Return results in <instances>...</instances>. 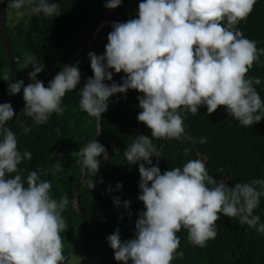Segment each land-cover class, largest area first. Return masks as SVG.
<instances>
[{"label": "clouds", "instance_id": "9594fccd", "mask_svg": "<svg viewBox=\"0 0 264 264\" xmlns=\"http://www.w3.org/2000/svg\"><path fill=\"white\" fill-rule=\"evenodd\" d=\"M256 2L141 0L137 16L126 22L111 20L113 28L102 54L88 52L94 75L79 88L81 110L100 120L110 97L136 89L142 93L138 96L142 111L137 119L151 130V135L139 134L124 149L128 164H139L138 199L145 210L135 221L133 237L122 240L119 228L107 236L117 261L172 264L175 257L184 255L177 251V233L186 229L189 241L203 247L216 237L215 224L221 214L238 217L240 224L264 234V222L254 214L264 197V178L238 182L233 187L210 175L202 159H190L163 172L159 160L155 164L152 160L153 156H163L152 138L207 142L206 137L193 138L186 133L182 112L195 115L206 105L210 115L224 106L242 126L264 119V97L255 87L261 78L247 75L254 62H264V48H258L257 41L237 27ZM122 3L106 0L105 7L112 9ZM26 6L36 15L61 14L58 0H7V7L17 17L25 15ZM24 62L31 65L28 75L34 82L13 80L9 95L23 89V113L35 122L33 127L46 123L53 113L63 115V98L76 90L82 79L79 66L64 65L45 86L38 74L46 65L28 54ZM113 70L125 73L122 82L113 80ZM14 117L12 103H0V264H63L62 213L69 197L54 198L51 181L42 178L48 172H62L63 162L57 160L47 170H31L25 178L20 165L33 154L19 149L17 134L8 126ZM21 128L25 133L31 131L26 122H21ZM191 151L186 147L184 154ZM101 154L106 157L108 151L96 139L79 149L83 168L91 170L93 176L100 169ZM89 183L91 188L96 186L93 179ZM116 188L122 189L123 182H117ZM107 190L111 192L112 187ZM113 200L117 208L123 203L130 209L131 200L122 202L120 196Z\"/></svg>", "mask_w": 264, "mask_h": 264}, {"label": "trees", "instance_id": "16d2710c", "mask_svg": "<svg viewBox=\"0 0 264 264\" xmlns=\"http://www.w3.org/2000/svg\"><path fill=\"white\" fill-rule=\"evenodd\" d=\"M140 2L123 0L120 6L108 9L105 7L106 0H58L61 7L59 16L35 14L26 22L11 24L6 0L7 29L18 69L26 74L31 71V65L24 62L25 54H28L46 65L38 77L52 79L82 46L93 26L105 13L104 20L122 22L124 19L126 22L138 15ZM110 25L104 24L91 37L89 45L99 41L92 50L98 55L105 51L108 38L103 36H108L112 30ZM237 27L246 37L257 41L258 48H264V0H257L252 12ZM87 48L73 64L79 66L82 79L77 89L63 98V115L53 113L46 123L33 127L35 122L23 113L26 103L23 89L15 95L8 93L9 83L13 80L23 79L25 84L32 82L17 75L10 66L0 32V103H12L16 117L8 121V126L17 134L19 149L33 154L30 160L25 159L20 165L25 169V178L31 170H47L57 160L63 162L62 172L42 175L43 179L51 181L54 198L59 199L65 194L69 197V204L62 213L65 221V229L61 232L63 255L68 256L63 264L76 254L81 256L83 264H124L114 258V250L107 236L119 228L122 240L133 237L135 221L139 213L145 210L143 201L138 199L141 192L139 164L129 165L124 156L125 147L139 134L151 135L148 126L137 119L142 111L138 100L142 93L136 89H129L126 94H114L109 99L99 137L108 154L106 157L101 154L100 169L94 176L91 170L85 171L77 198L85 212L87 234L84 246L69 255L84 237L83 219L73 202V193L83 168L79 149L94 139L98 125L97 117L90 116L79 107V88L87 82L88 77L94 75L90 57L84 56ZM261 61H264V55ZM124 75L120 72L118 79L113 80L120 83ZM247 75L261 78V84L255 87L264 97V62H254ZM106 82L111 84L113 81ZM181 114L186 133L193 138L206 137L207 142L201 144L197 139L193 144L191 140L152 138L163 155L159 158L153 156L152 160L154 164L159 160L162 172L199 158L205 161L210 175L217 180L224 179L229 186L264 178V119L252 126H242L224 106L210 115L206 105H202L195 115L191 112ZM21 122H26L31 131L25 133ZM186 147L192 149L188 155L184 154ZM92 179L96 184L94 188L89 183ZM117 182H123L122 189L116 188ZM109 186L112 187L111 192L107 190ZM115 196H120L122 202L131 200L130 209H125L123 203L117 208L113 200ZM129 210L131 215H128ZM254 214L260 215L261 222H264V197H261L260 206L254 210ZM215 227L216 237L209 239L203 247L192 244L188 231L181 229L177 233L180 237L177 251H183L184 255L175 257L172 264H264V234L247 224H240L238 217L223 214Z\"/></svg>", "mask_w": 264, "mask_h": 264}, {"label": "water", "instance_id": "95a60500", "mask_svg": "<svg viewBox=\"0 0 264 264\" xmlns=\"http://www.w3.org/2000/svg\"><path fill=\"white\" fill-rule=\"evenodd\" d=\"M105 16H106V13L103 15V17L100 20H98L96 22V24L91 29V31H90L87 39L85 40V42L75 52V54L73 55V57L66 63V65H73L76 62V60L79 58V56L81 55V53L83 52V50L86 47H88L89 43L91 42V37L93 35H95L96 31L101 26H103V24L106 22L104 20ZM122 22H125V20L122 19ZM0 32L2 34L3 42L5 44V48H6V51H7V54H8V59H9L10 66L13 68L14 72L17 75L25 78L26 80H29L31 82H34L32 80V78L28 74H26V73L22 72L21 70H19L18 67H17V65H16V63H15L14 56H13V50H12L11 38H10L8 29H7V21H6V0H0ZM62 70H63V68L60 71H62ZM118 74L119 73H116L114 71V73H113V79L117 80L118 79ZM54 77L52 79H54ZM38 79H40L41 81H43L44 84H46V85H48L49 81L52 80V79L45 80V79H41V78H38ZM103 114L104 113H102L100 120L98 119V125H97L96 132H95V135H94V139H96L98 141H99V137H100L101 130H102ZM85 171L86 170L84 168H82L81 173H80V175L78 177V180H77V184H76L75 191L73 193L74 207L76 208V210H78L80 212V214L82 216V219H83L84 237H83V239L81 240L80 243H78L76 246L73 247V249L71 250V252H70L69 255H72L77 249H79V248H81V247L84 246L85 237H86V234H87L85 212L83 210V207H82L81 203L78 201V198H77L79 189H80L81 184H82L83 179H84ZM67 258H68V256L65 257L64 261L67 260Z\"/></svg>", "mask_w": 264, "mask_h": 264}, {"label": "rangeland", "instance_id": "374dc122", "mask_svg": "<svg viewBox=\"0 0 264 264\" xmlns=\"http://www.w3.org/2000/svg\"><path fill=\"white\" fill-rule=\"evenodd\" d=\"M30 6H26L23 10L25 12V15L23 17H17L14 14V10L13 9H9V22L11 24H15V23H20V22H26L28 21L30 18H32L35 14H33L30 10H29ZM108 22H106L107 25ZM111 23V25L109 24ZM109 25L111 26V29L113 28V22L109 21ZM103 38H108V36L105 34L103 36ZM99 41L97 40L95 43H93V45H89L88 48L86 49L85 52V57L88 56V52L92 51L94 46L97 45ZM39 78V77H38ZM79 254H76L74 256H72V258L69 259L68 262H66L65 264H83L82 258L81 256H78Z\"/></svg>", "mask_w": 264, "mask_h": 264}, {"label": "bare ground", "instance_id": "6f19581e", "mask_svg": "<svg viewBox=\"0 0 264 264\" xmlns=\"http://www.w3.org/2000/svg\"><path fill=\"white\" fill-rule=\"evenodd\" d=\"M108 23H109V22H108ZM108 23H107V24H108ZM105 24H106V23H105ZM109 24H111V23H109Z\"/></svg>", "mask_w": 264, "mask_h": 264}]
</instances>
